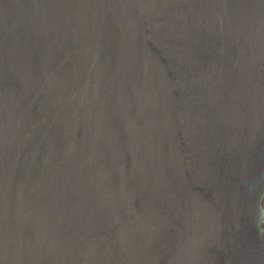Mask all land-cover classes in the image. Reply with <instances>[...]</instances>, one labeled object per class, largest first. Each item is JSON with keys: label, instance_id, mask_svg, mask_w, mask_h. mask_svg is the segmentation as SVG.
<instances>
[{"label": "water", "instance_id": "95a60500", "mask_svg": "<svg viewBox=\"0 0 264 264\" xmlns=\"http://www.w3.org/2000/svg\"><path fill=\"white\" fill-rule=\"evenodd\" d=\"M264 0H0V264H264Z\"/></svg>", "mask_w": 264, "mask_h": 264}, {"label": "rangeland", "instance_id": "374dc122", "mask_svg": "<svg viewBox=\"0 0 264 264\" xmlns=\"http://www.w3.org/2000/svg\"><path fill=\"white\" fill-rule=\"evenodd\" d=\"M262 206L264 208V195H263V199H262ZM263 225H264V223H263Z\"/></svg>", "mask_w": 264, "mask_h": 264}]
</instances>
